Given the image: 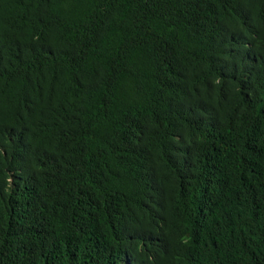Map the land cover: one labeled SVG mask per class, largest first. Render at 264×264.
Wrapping results in <instances>:
<instances>
[{
  "label": "trees",
  "instance_id": "1",
  "mask_svg": "<svg viewBox=\"0 0 264 264\" xmlns=\"http://www.w3.org/2000/svg\"><path fill=\"white\" fill-rule=\"evenodd\" d=\"M251 64L264 0H0V264H264L263 156L216 93L240 82L261 127ZM222 211L258 235L178 239Z\"/></svg>",
  "mask_w": 264,
  "mask_h": 264
},
{
  "label": "clouds",
  "instance_id": "2",
  "mask_svg": "<svg viewBox=\"0 0 264 264\" xmlns=\"http://www.w3.org/2000/svg\"><path fill=\"white\" fill-rule=\"evenodd\" d=\"M241 73L247 83L249 81L260 82L264 91V65H248L245 68H241ZM216 93L229 106L239 104V109L249 117L247 131L248 139L250 144L262 154L264 166V144L260 143V140L264 139V124L259 128H254L253 126V122L257 118L261 109L258 100L254 98L238 81H232L230 85H228L227 81L220 82ZM189 218L192 226L178 228L174 216L173 227L174 229L181 231V236L178 237V239L184 240L186 244L193 248H202L205 244H212L213 240H217L222 244L226 252L234 253L245 244L250 243L252 235H258V233L253 230L241 231V233H243L242 236L232 234L231 230L227 227L224 211H222L219 220L214 222L197 221L196 223H193V213L189 214ZM166 220V213L164 212L162 216L157 217L155 228L161 229L162 223ZM250 223L252 224L251 221ZM195 228L206 231L207 236L202 233H197ZM143 244L147 246L148 241Z\"/></svg>",
  "mask_w": 264,
  "mask_h": 264
}]
</instances>
